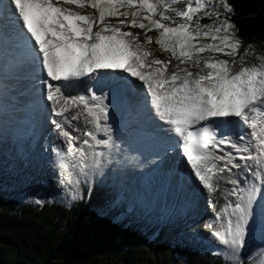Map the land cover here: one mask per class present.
<instances>
[{
    "label": "snow or ice",
    "instance_id": "snow-or-ice-1",
    "mask_svg": "<svg viewBox=\"0 0 264 264\" xmlns=\"http://www.w3.org/2000/svg\"><path fill=\"white\" fill-rule=\"evenodd\" d=\"M89 7L93 13L75 10ZM221 8L234 12L227 0H188L182 8L172 0H0V14L9 11L15 25L10 30L0 25V46H22L34 68L46 74L40 83L51 124L59 136L86 146L74 148L80 156L72 164L84 176L105 156L97 149L114 146L102 123L108 119V97L91 88L90 95H72V82L108 70L142 82L145 103L175 133L199 186L215 195L222 183L233 185L206 228L238 253L252 220L257 181L264 184V54L243 46ZM153 31L156 37L149 35ZM153 43L169 58L157 57L149 47ZM207 52L231 59L204 57ZM188 64L200 70L182 67ZM82 117L92 129L79 126ZM98 131L107 138L100 139ZM56 154L65 166V151ZM241 169L250 174L246 187L234 171Z\"/></svg>",
    "mask_w": 264,
    "mask_h": 264
},
{
    "label": "trees",
    "instance_id": "trees-1",
    "mask_svg": "<svg viewBox=\"0 0 264 264\" xmlns=\"http://www.w3.org/2000/svg\"><path fill=\"white\" fill-rule=\"evenodd\" d=\"M227 3L234 12L225 16L236 36L264 44V0ZM1 191L0 264H234L213 252L156 244L100 213L79 193L64 201L30 203L2 186Z\"/></svg>",
    "mask_w": 264,
    "mask_h": 264
},
{
    "label": "bare ground",
    "instance_id": "bare-ground-1",
    "mask_svg": "<svg viewBox=\"0 0 264 264\" xmlns=\"http://www.w3.org/2000/svg\"><path fill=\"white\" fill-rule=\"evenodd\" d=\"M0 25H3L5 28L9 27L10 29L15 27V25L12 23L11 19V13L9 11H6L4 18L2 19V22ZM9 29V30H10ZM17 44L19 42H16ZM29 57L27 54L23 51L22 46L17 47L13 43L4 44L0 46V155H2L3 152L9 154L11 149L15 147V149L19 150L22 145V138L27 136L28 128H25L24 125L26 123L20 124L19 121L12 117V115H15L17 111H25L27 109V112L32 113L33 108L36 106L40 107V104H44V106L47 108V111L49 115L51 116V119L53 118V114L51 113L50 109V102L46 101L44 99V96L39 94V96H42L40 98H37V96L33 95V91L31 90L33 85L28 84L31 82L30 79L35 78V75H32L29 77V82H22L24 79V75L35 73L38 75V78L40 81L43 78H46V74L41 72L37 68H31L29 65ZM115 74L120 73L119 70H112ZM96 73L91 74L90 76H94ZM118 76V75H115ZM89 76H85L83 78H87ZM137 82L139 86V91L145 95V89L141 86L142 82H139L135 78H132ZM26 90L27 93L21 97L20 91ZM42 90V86H41ZM68 91L72 95H79V94H86L89 95L86 90L80 89L79 91H76L74 89L69 88ZM121 94V93H120ZM31 96V99L28 98ZM29 102L28 104H25V100ZM20 103V106H19ZM106 104L110 107V105L113 103L110 101L109 97L105 101ZM35 104V105H34ZM19 106V107H18ZM31 106V107H30ZM114 107V106H113ZM130 110L136 111V109L130 107ZM113 111H115V107L113 108ZM117 111V110H116ZM117 115L114 117H109L107 121H102V123L106 124L107 127L110 128V135L113 140V147L112 148H104L105 156L102 157L100 166L98 168L94 169H86L85 171L88 172L87 176L82 175L79 173L80 178H87V185H86V196H88L91 200V202H99V205L102 206L106 202H110L112 207L115 210H121L123 212L131 211L132 216L135 217V223L137 224H145L147 222H153V224L150 226V229L148 232H152L154 227H160L163 228V238L166 241H177L179 238H182L181 241L183 243L191 242L194 243V240L192 238V235L189 234L190 232L185 230L186 232V238L178 236V232H175L176 229H181L183 225H179L177 223L173 224V226H170L172 220H174V215L171 216L172 208H169L167 205H153L150 203H147L146 201H143L142 198L135 199V197L128 198L126 200L125 194L128 192V190L125 188L126 184L124 181H121L120 177L122 176L123 171L127 170L129 168L130 171H140L142 168L140 165H137V162L140 161L139 156H137L133 161V157L130 153H128V148L131 147V149L134 151V153H140L141 150L144 148L150 146V143L160 139L161 137L159 135H155L153 133L154 128L162 127L163 133H171V135L176 138L172 144L173 147L176 146L177 137L175 133L171 132L170 129L164 122L160 121L158 117H156L155 113L148 112L147 110L138 113L136 115H131L128 119L124 120L123 123H120V120L122 118V115L124 113V109H118ZM149 122L153 123L155 125L156 122L159 123V125L152 126L154 128L151 129V126L148 124ZM79 126L81 128H87L92 129L91 124H87L83 117L81 118L79 122ZM136 126H145L148 131L140 133L135 132ZM74 135H79V133L73 132ZM97 135L99 138L106 139L107 135L102 132L98 131ZM55 137L58 139V141L66 148L67 152L69 153L70 157L73 159V163L77 161L80 154L74 153L75 147H86L80 144L79 142H73L66 140L64 137L59 136L56 132ZM69 149H72V151H69ZM6 154V155H7ZM24 156V155H23ZM6 160V159H5ZM3 161V160H1ZM25 165L24 167L28 168L31 173H35L36 170L33 167V163L30 162L29 158L24 159ZM33 161V160H31ZM7 162V161H6ZM6 162H4V165H6ZM9 165H10V173L12 175V179H15V168L17 167V161L15 158H12L10 156L9 158ZM143 168L146 171H151V167L147 164L149 160H143ZM161 160L156 161V163H160ZM55 166V164H54ZM22 166H19V170H22ZM78 168H73L72 164H67L65 167L60 166L58 167V170L60 172L63 171L62 176V182H70L73 183L77 180V177H75L74 171ZM79 170V169H78ZM145 170L143 171L145 173ZM44 173L38 172V182H47L49 183V175L45 171V167L43 166ZM237 172V178L241 181V187H246V184L244 183V178L246 175L250 177V174L243 173V170L236 171ZM124 180L127 179V177L123 178ZM161 184H165L166 187L170 186L169 183H174L172 180H160ZM233 185L229 183H222L219 189V192H217L214 196V199L208 198L207 194L203 192V195L205 198H207L209 206H212V216L216 214L217 212L222 211L224 204L227 203V200L225 199L227 195V191H230ZM263 196L264 201V184H261L257 181V193L258 195ZM130 195V194H129ZM124 196V198H123ZM128 196V195H126ZM125 199V200H124ZM230 200H235V197H228ZM135 200V204L132 206L130 205V202ZM126 201V202H125ZM138 202V203H137ZM143 205L146 210H148L149 215L144 214L143 209L141 206ZM127 206L129 208L127 209ZM142 206V207H143ZM190 209H193L191 207ZM141 211V212H140ZM263 211H264V202H263ZM196 213H199L198 210L195 211ZM158 214V215H154ZM160 214H165V216H160ZM188 219H193L194 213L190 212ZM178 219H181V216L178 217ZM188 226V225H185ZM182 230V229H181ZM170 237V238H169ZM208 237V235H206ZM162 238V239H163ZM186 239V240H183ZM206 240H210L209 237L205 238Z\"/></svg>",
    "mask_w": 264,
    "mask_h": 264
},
{
    "label": "rangeland",
    "instance_id": "rangeland-1",
    "mask_svg": "<svg viewBox=\"0 0 264 264\" xmlns=\"http://www.w3.org/2000/svg\"><path fill=\"white\" fill-rule=\"evenodd\" d=\"M187 2H188V0H181V2L178 3L177 5H174V7L182 8ZM75 10L83 11L85 14L94 12V10L91 9L90 7L83 9V10H81V9H75ZM169 14L174 16V13H169ZM225 14H226V12L221 8L222 18L226 17ZM112 22L113 23L116 22L115 18L112 19ZM177 22H179L178 18H177ZM201 23L202 24L208 23V21L205 20V21H202ZM132 31L139 32L141 30L140 29H132ZM149 35L156 37L158 35V33L156 31H153V32L149 33ZM252 41H255V40L245 41V42H242V44H243V46L251 45L252 48L255 50V52L260 53V54H264V44L261 42H252ZM208 42H210V41H208ZM149 47L154 52V54L157 57H159L160 59L166 60L169 58V54L162 52L159 49L158 45H156L155 43H153ZM243 50H244V48L242 47L241 52H243ZM203 56L204 57H213L214 56L216 59H231L230 57L223 56L222 54H214L211 52L204 53ZM252 61H253V57L251 55H249L248 63H252ZM175 63H176V61H173V64H175ZM182 67H187L189 70H191L193 72H197L200 70L198 68L192 67L191 64L182 65ZM100 139H103V138H100ZM113 140L114 139H112V141ZM99 159H101V158H99ZM99 166H100V164H99ZM82 179H87V178H82ZM34 185H36V183H34ZM1 186H2V181L0 182V194L4 193L3 191H1ZM7 189L9 190V188H7ZM51 192H53L52 189H50L48 195L44 194L42 192H39L40 194L37 196H41V198L43 197V199L48 200L50 197H54V196H51L52 195ZM74 193H78V192L74 191ZM85 200L89 201V199H85ZM92 204L96 209H100L102 207L99 205V202H96V203L92 202ZM261 205H262V201H261V198L259 197V200L253 205V215H252V220L249 223V230H248V235L246 236L245 246L238 253H235L230 249H225V246H223L216 238H214L212 236L213 239L216 240V242H215L216 247L214 246V249L217 248V250H215L213 253H215V254L220 253L225 259L234 262V264L240 263L243 260H247L251 263L264 264V256H262V253H264V214H262V212H261V209H260ZM210 211L212 212V206L210 207ZM123 224L125 225V223H123ZM174 231L176 232V230H174ZM153 233H154V230H152V232H150V233L148 232L147 236L151 237V236H149V234H153ZM162 238H163V236L159 235V233H158V235L156 237V241L159 243L165 242L164 238L163 239ZM181 245H185V244H181ZM191 246L194 247V249H197V250L200 249V245L191 244ZM177 264H185V261L184 260H178Z\"/></svg>",
    "mask_w": 264,
    "mask_h": 264
},
{
    "label": "water",
    "instance_id": "water-1",
    "mask_svg": "<svg viewBox=\"0 0 264 264\" xmlns=\"http://www.w3.org/2000/svg\"><path fill=\"white\" fill-rule=\"evenodd\" d=\"M44 186H45V182H41L39 184L32 185V186H27V188H31V192L30 193L28 191H26V192L32 195L34 192L36 193V190H37V194H40L39 192H42V188L44 189ZM33 197H35V196H33ZM90 202H91V200H90Z\"/></svg>",
    "mask_w": 264,
    "mask_h": 264
}]
</instances>
